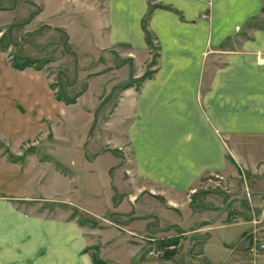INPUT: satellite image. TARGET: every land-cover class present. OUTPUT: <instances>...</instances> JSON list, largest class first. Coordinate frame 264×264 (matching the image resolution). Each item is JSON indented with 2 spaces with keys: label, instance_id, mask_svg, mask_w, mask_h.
I'll list each match as a JSON object with an SVG mask.
<instances>
[{
  "label": "crops",
  "instance_id": "1",
  "mask_svg": "<svg viewBox=\"0 0 264 264\" xmlns=\"http://www.w3.org/2000/svg\"><path fill=\"white\" fill-rule=\"evenodd\" d=\"M32 3L35 21L63 30L76 53L96 60L114 51L133 62L129 77L142 76L152 60L145 22L158 56L151 77L120 91L115 137L101 151L87 137L55 134L60 102L41 80L21 77L26 69L1 71L0 264H95V247L107 264H264L240 250L249 222L214 228L202 246L176 232L168 237L179 238L175 249L158 260L129 242L115 219L131 216L124 225L134 235L154 233L148 226L202 234L206 212L185 197L205 178L230 180V206L249 202L247 189L264 195V0ZM81 103L68 106L65 122L80 119L89 132L92 106ZM82 172L94 189L106 187L104 197L76 198Z\"/></svg>",
  "mask_w": 264,
  "mask_h": 264
},
{
  "label": "rangeland",
  "instance_id": "2",
  "mask_svg": "<svg viewBox=\"0 0 264 264\" xmlns=\"http://www.w3.org/2000/svg\"><path fill=\"white\" fill-rule=\"evenodd\" d=\"M32 2L33 0H0V39L3 37L1 39L2 41H0V73L3 70L13 68L11 64H13L15 60L21 62L19 57L40 59V62H38L37 65L42 66V70L27 68L25 71L21 72L20 76L28 78V80L34 78L37 81L41 80V84L38 83L37 85L45 88L48 86L52 91L50 93L55 95L54 99L61 88L72 97L75 96L76 93L81 92L77 101L80 100L82 102L81 108L92 106V108H88V112L92 113V116L95 118L94 124L89 132H86V129L84 131V121L81 122L80 119H70L68 122H65L66 117L70 118L73 111L70 110L71 108L68 107L69 105L56 99L60 102V114L57 125H52L55 134H58L60 138L70 135L69 137L71 139H73L75 135H79L81 141L87 137L88 140L90 139L92 141L91 143L93 146L96 144V148L100 149V151L104 150L106 142L115 137L113 131L109 129H112L113 127L111 114L114 111L113 109L121 90H113V87L114 85L128 81L131 77H129L130 75L129 72H127V69H129L128 67L130 66L132 72L135 66L133 65V62L129 61V59L121 58L114 51H109V53L107 52L106 54L100 55L96 60H92L90 56L76 53L69 44L68 35L63 30L51 27L43 22H38V20L35 21L34 18L36 17V14L30 19L32 13H37L39 11V7ZM154 7H162V5H155ZM203 18H206V16ZM144 27L146 28V22ZM149 35L151 45L148 43V46L151 50L152 60L144 66V74L137 78L134 77L135 79L142 78L157 64V44L154 42L152 35L150 33ZM152 61H155L156 64L151 65ZM124 66L125 70L122 71V67ZM142 67L143 64L139 61L137 68L140 70ZM112 70L115 71L114 74H111L112 78L95 77L99 72ZM143 82L137 81L134 85L140 86ZM91 83V90L88 91L87 87ZM102 88H105L103 94ZM79 109L80 108H77V111L75 112H79ZM63 112L64 115L62 114ZM66 123L71 124L67 125ZM42 127L44 129L42 133L48 134L45 123ZM38 141L41 142L39 138ZM65 142L68 143V140ZM86 145L88 144L86 143ZM60 170H63L61 164ZM219 177L220 176H210L205 178L203 183H201L197 189L190 191L189 196L185 197V200L191 199L190 204L193 208L199 207V209L206 212L205 218L208 221H205L202 224V229H204L202 234H194L191 232L195 227L185 230H174L173 227L170 229H159L156 227L151 229V226H148L150 230L155 232L149 234L143 228L144 231L142 230L139 235H134L130 233L129 227L124 225V223L128 224L130 220H132L131 216L120 218V216L116 215L115 219L120 220V227L123 229L124 235H127L129 242L142 245V249H144L149 255H151L150 252L152 250L160 252V255L156 258L158 260L165 257L166 252L175 249V243L169 242V240L172 241L176 239L179 241V238L168 237L176 234V232H182L180 234L182 236H184L183 233H188L185 235L192 234V241L195 240L197 244L202 246V244L209 240L211 230L216 227L220 228L222 224L230 225L234 223L232 218H230V215L243 214L244 217L250 219L254 218L253 212L249 206L250 204L247 200H245V204H242V206H230V196L234 195V191L232 193L230 190V180L224 181ZM60 183L59 187H61ZM75 183L78 185L76 193V198L78 200L82 197L84 199H87L88 197L94 198L95 195H98L97 191H99L100 195L103 197L107 193L106 187H103V185L99 190L94 189V184H92V181L84 174V172H82L79 180H75ZM235 189L236 188H234V190ZM191 195L192 197L190 198ZM60 209H63L65 212L68 211V209L61 204ZM43 210H45V208ZM59 212L61 213L62 211ZM74 213L80 214L83 219H86L84 217H87L75 208L73 209L72 214ZM215 217L221 219H218L219 221H214ZM157 223L158 222L156 221L154 224L157 225ZM251 227L252 230L250 233L254 229L253 225ZM258 227H264V220L261 225H258ZM260 231L264 232V229H261ZM164 241H166L168 246L162 244ZM241 248L240 250H242L243 253L245 252L246 258L249 261H256L260 257H264V254H261L259 257L252 258L245 247Z\"/></svg>",
  "mask_w": 264,
  "mask_h": 264
},
{
  "label": "trees",
  "instance_id": "3",
  "mask_svg": "<svg viewBox=\"0 0 264 264\" xmlns=\"http://www.w3.org/2000/svg\"><path fill=\"white\" fill-rule=\"evenodd\" d=\"M37 14V13H32L31 16H30V19L33 18V16ZM144 32L146 34V39L148 41V43L151 45V39H150V35H149V32L146 30V28L144 27ZM3 38V37H2ZM1 38V39H2ZM0 39V41H2ZM19 61L15 60V62H13L12 67L14 69H17V70H25L27 68H34L36 70H42L43 67L42 66H38L37 63L40 62L39 60L40 59H34V58H29V57H22L20 58L19 57ZM48 62V61H47ZM153 64H156L155 61H152L151 65ZM133 73V71H132ZM153 74V71H148L142 78H139V79H135L133 77H131L128 81L124 82V83H121L117 86H115L113 88V90H116V89H119V90H125V89H128L132 86H134V84L139 81V82H143L145 79H148L149 77H151ZM137 80V81H135ZM59 93L56 94V99L61 101V102H64L65 104L67 105H71V104H75L77 102V98L81 95V92L79 93H76L75 96H69L68 93L65 92V90L63 88L60 89V91H58ZM115 205L117 204L116 202L114 203ZM77 213H74V216H76ZM115 215L114 214H110V218H113V216ZM169 242H172V243H175L174 245H176L179 241L174 239V240H169ZM162 244H164L165 246H168L166 241H164ZM95 252L92 254V257H93V261L95 264H107L105 261H103L100 257H99V247H95ZM90 249H86V252H88Z\"/></svg>",
  "mask_w": 264,
  "mask_h": 264
},
{
  "label": "built area",
  "instance_id": "4",
  "mask_svg": "<svg viewBox=\"0 0 264 264\" xmlns=\"http://www.w3.org/2000/svg\"><path fill=\"white\" fill-rule=\"evenodd\" d=\"M246 197L249 201L254 218L250 219L247 217H242L240 215H235L233 217V222L240 223L242 221H245L253 225L254 229L251 233L249 232L246 235V239L248 241V254L252 258H256L261 254H264V232L260 231L261 229H264V227H258V225H261L262 221L264 220V195H261L258 197V199H256L254 198V195L247 189ZM150 254L158 257L160 255V252L152 250Z\"/></svg>",
  "mask_w": 264,
  "mask_h": 264
}]
</instances>
